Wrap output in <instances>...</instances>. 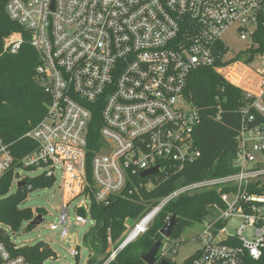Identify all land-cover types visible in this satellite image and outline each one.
<instances>
[{"label":"built area","instance_id":"built-area-1","mask_svg":"<svg viewBox=\"0 0 264 264\" xmlns=\"http://www.w3.org/2000/svg\"><path fill=\"white\" fill-rule=\"evenodd\" d=\"M5 12L38 54L35 75L49 101L44 116L25 134L35 149L17 159L0 137V177L11 171L17 189L29 177L19 173L22 169L54 183L59 172L62 205L58 223L49 229H60L62 239L72 223L91 228L90 206L107 204L134 175L141 178V172L157 167V173L143 177L150 186L151 177L178 172L199 158L193 133L200 115L184 96L188 77L218 58L227 62L221 39L227 30L234 29L249 50L258 46L254 36L264 26V0H7ZM13 34L5 39L4 52L19 49L22 34ZM256 57L254 81L229 80L247 102L235 136V171L181 184L162 196L104 264L145 233L168 203L203 191L219 198L199 223L200 248L183 264H259L264 255V51L251 63ZM98 104L100 137L89 149L90 107ZM77 198L71 222L68 207ZM177 244L161 240L155 264L170 263ZM0 264L31 263L0 239Z\"/></svg>","mask_w":264,"mask_h":264},{"label":"trees","instance_id":"trees-1","mask_svg":"<svg viewBox=\"0 0 264 264\" xmlns=\"http://www.w3.org/2000/svg\"><path fill=\"white\" fill-rule=\"evenodd\" d=\"M6 2L0 0V137L10 144L13 156L18 159L35 149V143L25 134L44 116L49 99L35 75L38 54L29 43L28 34L7 16ZM12 33H21L23 40L16 53H7L3 51V44ZM254 39L258 46L240 51L234 60L241 59L244 64H249L255 54L264 51V26L257 29ZM217 47L225 51L221 45ZM234 60L221 63L218 58L212 66L199 67L188 77L184 96L200 115V122L193 133L200 151L199 158L178 172L151 177L150 186L146 185L149 178L141 179L136 174L121 193L110 197L107 204L94 203L90 206V216L95 224L83 235V241L92 248L95 257L88 258L85 264H104L109 255L107 239H119L125 230L126 219L137 220L177 186L235 171L232 166L237 149L235 136L240 123V109L247 102L243 90L225 79L221 80L215 69ZM90 108L92 116L87 127V145L92 149L94 141L100 137L101 119L100 105ZM12 178L11 171L0 177V239L10 251L24 256L31 264L56 259L55 251L43 241L13 249V243L3 227L15 232L23 222H27L26 228H33L30 221L34 212L21 207V204L30 191L51 187L54 180L44 174L27 177L26 186L10 192ZM218 198L214 191L180 195L160 211L145 233L121 249L107 264H146L142 257L158 239H164L159 231L172 215L176 217V225L169 240L180 243L183 241L179 239L182 232L199 224L208 213V207ZM37 213L43 215V209L39 208ZM77 263L78 257L75 256ZM259 264H264V255Z\"/></svg>","mask_w":264,"mask_h":264},{"label":"rangeland","instance_id":"rangeland-1","mask_svg":"<svg viewBox=\"0 0 264 264\" xmlns=\"http://www.w3.org/2000/svg\"><path fill=\"white\" fill-rule=\"evenodd\" d=\"M16 34H11L8 37L15 38ZM223 43L228 47L227 52L224 54V60H234L237 58V55L240 51H244L249 48L250 45L248 42L241 40L236 31L234 29L227 30L221 37ZM5 41V40H4ZM256 61L250 64H244L243 60H234L231 64H227L225 67L219 69L217 71L221 77L225 80L229 81L228 75L230 74V69H235L236 73L245 75V78L242 80V84H247L248 80L254 81V78L251 77V74H255V68L259 67L257 57ZM240 65H236V63ZM244 70H247L244 74ZM237 75V74H236ZM234 77L237 79L238 75ZM231 81V80H230ZM234 82V81H232ZM236 83V82H234ZM238 84V83H236ZM241 85V84H238ZM253 86V84L251 85ZM19 173H25L29 177L35 176V172H31L26 169H22ZM60 174L57 172V180L51 187L48 188H39L28 193L27 198L21 204V207L30 208L34 212V216L37 215V211L39 208L43 209L42 221L35 225L31 229H27V222H23L18 231H11L10 228L6 227V233L9 236L11 242L17 247H23L27 245H32L38 241H43L47 243L51 249H53L56 253V259L49 258L44 261L43 264H75V257H72L69 254L71 249H76L78 251V263L77 264H85L88 258H94L95 253L92 248L87 244V242L83 241V235L89 230L91 224L87 223L85 225H77L72 223L68 227L67 236L62 239L61 238V230H50V224H57L59 221V212L62 205L61 199V190L59 188V180ZM16 190V185L14 183L10 186V192H14ZM81 198L75 199L71 205L68 207V217L71 222L74 221L76 216V212L73 210L75 204L80 203ZM40 214V213H39ZM136 220L126 219L124 222L125 230L120 236L119 239L112 241L111 238H108V253L111 249L115 248L116 244L130 231L132 224ZM8 228V229H7ZM201 225L195 224L189 228H186L179 239L181 238L183 241L178 243L176 246V253L169 256L172 264H183V262L194 254L197 251L201 244L195 239L196 234L200 231ZM177 239L176 241H179ZM175 240L172 239V243Z\"/></svg>","mask_w":264,"mask_h":264},{"label":"water","instance_id":"water-1","mask_svg":"<svg viewBox=\"0 0 264 264\" xmlns=\"http://www.w3.org/2000/svg\"><path fill=\"white\" fill-rule=\"evenodd\" d=\"M221 80H224L223 77H221ZM157 173V167H153L147 170H144L143 172H141L140 177L143 178L147 175H153ZM25 182L21 181L19 183H17V187H21L24 186ZM42 221V214H37L33 217V219L30 221V224L35 226L38 225L40 222ZM176 225V217L175 215H172L162 226V228L160 229L159 233L161 235L162 238L168 239L171 236V233L174 229ZM161 240L162 239H158L150 248V250L142 257V260L146 263V264H155L156 263V254L158 251V248L161 244ZM161 264H167L165 261H163Z\"/></svg>","mask_w":264,"mask_h":264},{"label":"bare ground","instance_id":"bare-ground-1","mask_svg":"<svg viewBox=\"0 0 264 264\" xmlns=\"http://www.w3.org/2000/svg\"><path fill=\"white\" fill-rule=\"evenodd\" d=\"M230 69V74L228 75V79H230L231 81H234V82H236V83H238V84H241V81H242V79H243V74H240V75H238L239 77L236 79L235 77H234V75H236L237 73H235V69H233V68H229ZM246 73V70H244V74ZM237 76V75H236Z\"/></svg>","mask_w":264,"mask_h":264}]
</instances>
